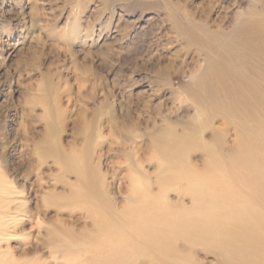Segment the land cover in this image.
I'll use <instances>...</instances> for the list:
<instances>
[{"label": "rangeland", "instance_id": "obj_1", "mask_svg": "<svg viewBox=\"0 0 264 264\" xmlns=\"http://www.w3.org/2000/svg\"><path fill=\"white\" fill-rule=\"evenodd\" d=\"M0 264H264V0H0Z\"/></svg>", "mask_w": 264, "mask_h": 264}, {"label": "bare ground", "instance_id": "obj_2", "mask_svg": "<svg viewBox=\"0 0 264 264\" xmlns=\"http://www.w3.org/2000/svg\"><path fill=\"white\" fill-rule=\"evenodd\" d=\"M245 31H246V30H245ZM249 31H250V30H249ZM245 33H246V32H245ZM245 35H246V34H245ZM222 73H223V72L220 71V75H221ZM223 75L226 77V79L228 78V75H227V74H224V73H223ZM240 227H243V225H241ZM231 237H232V235H231ZM224 240L227 242V240H228V239H227V234L224 235Z\"/></svg>", "mask_w": 264, "mask_h": 264}]
</instances>
